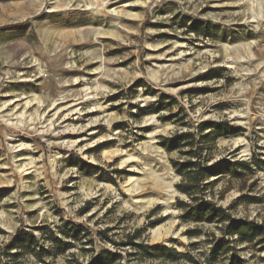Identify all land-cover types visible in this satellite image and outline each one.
Here are the masks:
<instances>
[{
    "label": "rangeland",
    "instance_id": "obj_1",
    "mask_svg": "<svg viewBox=\"0 0 264 264\" xmlns=\"http://www.w3.org/2000/svg\"><path fill=\"white\" fill-rule=\"evenodd\" d=\"M106 1L0 0V264H264V238L221 222L264 224V0ZM204 122L240 129L204 144L209 166L249 165L198 183L212 222L161 145Z\"/></svg>",
    "mask_w": 264,
    "mask_h": 264
},
{
    "label": "trees",
    "instance_id": "obj_2",
    "mask_svg": "<svg viewBox=\"0 0 264 264\" xmlns=\"http://www.w3.org/2000/svg\"><path fill=\"white\" fill-rule=\"evenodd\" d=\"M205 37H210V33L203 31L200 33ZM158 109H141L142 114L157 112ZM193 132L187 130L185 132H177L171 137H162L161 145L168 151H179L186 158L180 162H174L175 169L183 177V181L177 186L178 190L187 194L194 205L191 206L189 212V219L197 222H212L219 217L218 209H209L200 205L197 197L199 192L200 181L206 178L217 177L225 172L237 175L243 170H248L249 165L245 162L230 163L227 160H221L211 166L208 165L209 159L204 152V144L216 143L220 138H227L236 135L240 129L230 125L228 122H204L198 125ZM221 222L225 224L223 231L226 235L231 237H239L241 240L253 242L257 239L264 238V224L257 225L254 222L237 220L235 218H222ZM70 238L75 241H81L84 229L82 227L72 226L70 230ZM51 242L58 252L63 253L69 250L73 244L64 243L62 239L57 238L51 234ZM126 246H135L146 255L150 252H155L158 257L162 254L170 259L176 260L175 250L167 249L165 247H148L145 245H134L133 239L130 238ZM45 251L39 253L35 251L37 257L41 258ZM122 256L113 254L112 252H104L96 259L91 260L89 264H122Z\"/></svg>",
    "mask_w": 264,
    "mask_h": 264
},
{
    "label": "bare ground",
    "instance_id": "obj_3",
    "mask_svg": "<svg viewBox=\"0 0 264 264\" xmlns=\"http://www.w3.org/2000/svg\"><path fill=\"white\" fill-rule=\"evenodd\" d=\"M149 1V0H148ZM109 4V0H107L105 3H104V7H106L107 5ZM261 17V16H260ZM70 130V129H69ZM153 155V154H152ZM155 178V177H154ZM161 180V179H160ZM172 183H173V180L171 181ZM174 186H168L167 187V194H170L171 195V198H173V196H175V194H176V191H175V189L173 188ZM134 196V195H133ZM170 197V196H169ZM154 202V201H153ZM160 202V201H159ZM166 205H168L169 204V202L168 201H165L164 202ZM171 203V202H170ZM155 204V203H154ZM169 211V206H168V208H166V211L165 212H168ZM175 226V225H174ZM171 228V227H170ZM162 232V231H161ZM167 232V231H166ZM155 234L156 235H158L157 237H159L160 238V231L158 230V231H156L155 232ZM166 234V233H165ZM162 235V234H161ZM155 236V235H154ZM164 237V236H163ZM175 237H176V235H175ZM155 237H153V239H154Z\"/></svg>",
    "mask_w": 264,
    "mask_h": 264
}]
</instances>
